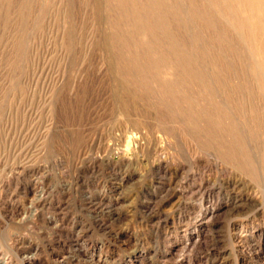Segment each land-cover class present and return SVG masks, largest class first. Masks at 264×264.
I'll return each instance as SVG.
<instances>
[{
    "label": "rangeland",
    "instance_id": "rangeland-1",
    "mask_svg": "<svg viewBox=\"0 0 264 264\" xmlns=\"http://www.w3.org/2000/svg\"><path fill=\"white\" fill-rule=\"evenodd\" d=\"M235 27L214 0H0V264H264Z\"/></svg>",
    "mask_w": 264,
    "mask_h": 264
},
{
    "label": "bare ground",
    "instance_id": "bare-ground-1",
    "mask_svg": "<svg viewBox=\"0 0 264 264\" xmlns=\"http://www.w3.org/2000/svg\"><path fill=\"white\" fill-rule=\"evenodd\" d=\"M214 2L220 9V13L229 19L233 26L234 24L238 26L235 28L239 31L245 43L247 42L250 50L255 51V55L260 60L261 77H264V0H214ZM234 7L247 14L246 21L241 20L242 23H240L239 19L233 17L232 8ZM235 20H238V24L234 23Z\"/></svg>",
    "mask_w": 264,
    "mask_h": 264
}]
</instances>
